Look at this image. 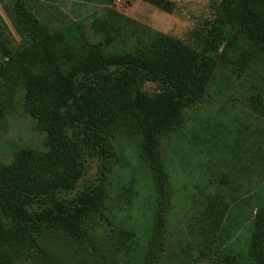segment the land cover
<instances>
[{"label":"rangeland","instance_id":"374dc122","mask_svg":"<svg viewBox=\"0 0 264 264\" xmlns=\"http://www.w3.org/2000/svg\"><path fill=\"white\" fill-rule=\"evenodd\" d=\"M16 1L0 2L6 20L0 17V39L14 53L28 43L15 22ZM21 1L51 32L77 22L96 42L100 36L92 24L99 19L116 26L112 35L126 24H140L198 47L222 0H169L174 5L170 11L144 0ZM247 1L243 27L227 28L224 57L206 94L160 137L163 182L144 160L141 135L109 131L107 157L85 153L80 180L63 194L74 197L100 171L105 174L107 194L99 213L87 220L89 237L78 243L47 228L40 237L44 254L30 249L17 264H146L150 257L152 264H253L249 240L255 216L264 208V61L250 59L243 66L233 61L262 34L259 10L264 11V0ZM7 62L0 52L4 165L23 149L43 151L45 138L25 111L19 76ZM141 90L155 95L161 87L148 81ZM67 132L73 136L74 129Z\"/></svg>","mask_w":264,"mask_h":264},{"label":"trees","instance_id":"16d2710c","mask_svg":"<svg viewBox=\"0 0 264 264\" xmlns=\"http://www.w3.org/2000/svg\"><path fill=\"white\" fill-rule=\"evenodd\" d=\"M144 1L165 11L174 7L169 0ZM248 2L222 0L198 47L126 17L133 26L126 24L114 35V24L94 20L92 30L100 40L91 42L81 24L51 32L23 1L14 3L15 22L28 43L14 53L0 39V52L18 74L25 111L45 138L43 151L23 149L12 163L0 164V264H17L30 249L44 254L40 237L47 228L61 230L78 243L89 237L87 220L99 213L107 194L105 174L100 171L74 197L63 194L80 180L85 153L107 157L109 131L141 135L144 160L163 182L157 156L160 137L206 94L224 57L227 28L243 27ZM259 12L263 32L234 63L264 61V11ZM148 81L158 83L160 92H143ZM249 253L253 264H264V208L253 221Z\"/></svg>","mask_w":264,"mask_h":264},{"label":"crops","instance_id":"0c3cea01","mask_svg":"<svg viewBox=\"0 0 264 264\" xmlns=\"http://www.w3.org/2000/svg\"><path fill=\"white\" fill-rule=\"evenodd\" d=\"M1 2V0H0ZM0 17L3 19L4 22H6L4 15L0 12Z\"/></svg>","mask_w":264,"mask_h":264}]
</instances>
